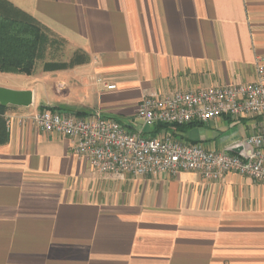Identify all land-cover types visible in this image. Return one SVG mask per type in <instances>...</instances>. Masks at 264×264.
<instances>
[{"label":"crops","instance_id":"1","mask_svg":"<svg viewBox=\"0 0 264 264\" xmlns=\"http://www.w3.org/2000/svg\"><path fill=\"white\" fill-rule=\"evenodd\" d=\"M5 1L63 42L70 55L62 63L73 65L0 73L32 91L29 107L5 113L0 264H264V184L235 173L216 181L183 171L102 174L68 138L19 123L42 107L98 112L131 133L237 154L259 132L260 116L147 128L136 110L151 92L255 82L264 0Z\"/></svg>","mask_w":264,"mask_h":264},{"label":"built area","instance_id":"2","mask_svg":"<svg viewBox=\"0 0 264 264\" xmlns=\"http://www.w3.org/2000/svg\"><path fill=\"white\" fill-rule=\"evenodd\" d=\"M254 67L257 78L253 83L168 95L151 92L141 98L136 110L137 118L147 128L206 123L222 116H260L259 132L239 144L234 155L207 151L198 144L171 138L131 133L98 112L78 117L43 110L20 119L19 123L68 138L75 155L102 174L145 177L183 171L216 181L227 173H235L264 184V65L259 58ZM103 88L115 90L113 84L105 83Z\"/></svg>","mask_w":264,"mask_h":264},{"label":"trees","instance_id":"3","mask_svg":"<svg viewBox=\"0 0 264 264\" xmlns=\"http://www.w3.org/2000/svg\"><path fill=\"white\" fill-rule=\"evenodd\" d=\"M50 35L44 25L5 0H0V73L30 76L36 61L43 57L45 47L55 44ZM70 65L47 63L43 70L66 69ZM9 107L0 105V146L8 141L4 115Z\"/></svg>","mask_w":264,"mask_h":264},{"label":"rangeland","instance_id":"4","mask_svg":"<svg viewBox=\"0 0 264 264\" xmlns=\"http://www.w3.org/2000/svg\"><path fill=\"white\" fill-rule=\"evenodd\" d=\"M49 37L51 38L53 36L50 35ZM53 38L55 39V44L50 46L47 45L45 47L43 57L40 60L36 61L35 63L34 71L37 73L43 70V66L47 63H56L59 65L60 63L69 60V55H70L69 48L63 42L57 40L55 37ZM0 87L16 90L19 92L20 90L19 88H21V85L18 80L10 79L0 75ZM43 97L44 95H40V96L38 95V100H42ZM6 126H7V122H6Z\"/></svg>","mask_w":264,"mask_h":264},{"label":"water","instance_id":"5","mask_svg":"<svg viewBox=\"0 0 264 264\" xmlns=\"http://www.w3.org/2000/svg\"><path fill=\"white\" fill-rule=\"evenodd\" d=\"M32 104V91L11 90L0 87V105L3 107H29Z\"/></svg>","mask_w":264,"mask_h":264}]
</instances>
